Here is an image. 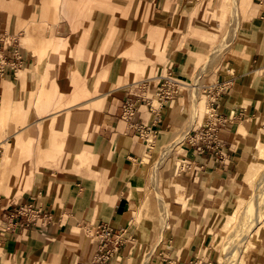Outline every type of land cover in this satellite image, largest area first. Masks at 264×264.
Returning a JSON list of instances; mask_svg holds the SVG:
<instances>
[{"label": "rangeland", "instance_id": "rangeland-1", "mask_svg": "<svg viewBox=\"0 0 264 264\" xmlns=\"http://www.w3.org/2000/svg\"><path fill=\"white\" fill-rule=\"evenodd\" d=\"M59 1L53 0L55 4ZM93 1L81 9V15L66 18L74 29L67 39L55 37L54 27L60 18L57 16L41 25L31 24L27 19L17 28L23 31L18 40L28 57H32L28 66L34 74L27 87L14 88V111L7 103L0 108V212L14 200L36 193L35 185L46 172L78 173L86 186L89 178L93 179L98 193L105 180L99 171L95 175L94 169L105 166L103 160L107 157L103 150L109 141L103 134V118L110 98L105 99L104 93L122 90L124 99L135 83L164 75L168 53L173 49L199 51L203 52L201 59L196 62L190 54L193 58L189 59L182 78L178 76L181 111L177 110L170 122V133L163 138L149 134L129 139V144L136 147H145L150 137L155 144L146 163L142 159L135 163V167L141 163L144 186L138 192L137 203L132 205L131 224L126 226L129 239L125 247L132 249L129 257L122 256L126 264H144L146 258L149 264L171 246L184 251L190 244L203 243L210 254L214 253L213 264H223V249L231 240V232L240 229L249 200L245 191L247 179L251 176L256 180L261 174L263 163L258 153L259 146L264 145V106L253 119L258 134L246 163L234 179L220 181L219 192L214 186L207 188L210 185L204 179L207 165L203 161L200 167L198 155L186 137L199 129L207 115L202 87L216 83L227 62L237 58L233 50L239 47V39L246 33L244 29L253 23L252 15L249 13L239 22L235 0H181L176 11L171 8L164 16L158 13L159 0H102L107 4L98 7L92 6ZM182 5L186 13L180 24ZM195 34L211 37L207 44H202ZM51 40L59 43V52L51 53L47 45ZM25 70L17 73L16 80ZM80 90L90 95L77 96L76 107L70 108L73 92ZM194 96L204 107L196 123ZM94 98L95 101L84 103ZM92 105L96 106L88 127L86 121H80L74 128L73 114ZM247 133L240 126L238 134ZM238 176L242 181L234 186ZM77 179L80 184V177ZM198 189L203 192L197 194ZM163 211L168 227L160 233ZM58 223L54 241L60 248L59 264L86 262L94 221L70 227L68 235L60 231L68 223L67 217ZM47 231L43 233L45 236ZM249 245L240 264L263 263L264 243L257 248H252L250 242ZM1 248L0 264H49L35 263L47 260V253L29 262L23 255L7 254L0 239Z\"/></svg>", "mask_w": 264, "mask_h": 264}, {"label": "crops", "instance_id": "crops-1", "mask_svg": "<svg viewBox=\"0 0 264 264\" xmlns=\"http://www.w3.org/2000/svg\"><path fill=\"white\" fill-rule=\"evenodd\" d=\"M179 2L181 0H159L158 13L164 16L171 8L177 10ZM235 2V11L239 22L242 17L245 18L250 13L253 23L244 29L246 33H242V37L239 39V47L233 50V56L237 58L227 62L223 73L218 75L217 83H227L228 85L227 90L218 100L219 111L225 116H230L233 113L236 119L218 133L217 138L222 136L223 139L221 140L224 143L220 155L215 156L208 151L200 153L196 147L192 146L198 155L196 161L200 163V167L204 165L203 161L207 165L204 172V179L210 183L207 188L214 186L217 188L216 192L220 191L219 183L221 180L234 179L240 174L241 165L246 163L247 156L250 154L258 134L257 125L253 119L257 118L261 107L264 106V0H235ZM88 3L90 0H60L57 4L53 0H0V30L18 39L23 31H18L17 28L24 20L27 21L28 19L31 24L41 25L49 23L54 16H57L60 18L54 27L55 37L67 39L72 35L74 29L66 18L74 19L77 15H81V9L89 6ZM103 3L107 4L102 0H94L92 6L98 7ZM174 10L171 12L174 13L176 11ZM185 11V5H182L178 19L180 24L185 19ZM196 36L201 39L199 42L202 44H207L209 37H211L209 34L208 36ZM191 52L200 55L199 51L189 49L170 51L167 56L168 62L164 67V75L171 72L173 77L178 80L188 65L189 59L192 58ZM23 53L25 55L23 69L26 68V70L22 73V77L16 80L17 75L8 74L0 79V108L2 103H7L11 112L14 111L12 109L16 108L13 105L14 88H18V86L27 87L29 80L32 79L31 74H34L31 67L28 66L32 57H28L24 49ZM193 57L195 56L193 55ZM114 94L117 96L112 97ZM104 96L105 99L110 98L104 112L106 116L103 118V134L109 139L103 150V154L107 158L103 160L105 166L100 170L94 169V174L97 175L99 171L100 176L105 180L102 189L96 193V184L93 179L89 178V185L86 186L78 173L46 172V175H42L41 180L35 185L36 193L25 198L21 197L20 200L30 202L34 206L49 211L53 220L44 229L21 228L15 233L0 229V239L2 243H5L7 254L23 255L30 262L32 258L40 259L47 253V260H37L35 263L48 262L50 253L46 248L47 238L53 236L50 238L54 240V236L59 230L57 229L58 222L63 221L64 217H67L68 223L65 226L60 224L63 226L60 227V231L65 235L70 232V227L88 224L92 221H94L95 226L100 223H107L114 229L121 227L127 229L126 226L131 224L132 205L137 203L138 192L144 186L141 178V163L135 167V163L142 159L144 145L136 147L135 145L132 146L131 143L129 144V139L142 138V136L133 129H129L127 123L121 119L124 92L122 90L120 92L110 91L104 93ZM181 96L182 93L166 106L161 121L152 127L154 136L163 138L170 133L169 125L175 119L176 111L180 109ZM173 102H176L174 107H172ZM112 106H114L113 109ZM171 110H173L172 115ZM135 120L150 126L152 115L142 107ZM243 123L249 125V132L245 135H239L238 129L244 125ZM210 167L213 171L207 174L206 172ZM78 177H80V184L77 183ZM202 190L198 189L197 194L203 192ZM204 193H206L205 189ZM20 200H14L5 208ZM1 215L2 211L0 218ZM130 228H133V225ZM45 229H48L47 236L43 234ZM67 231L69 232L67 233ZM131 231L132 229L129 232ZM125 248L118 260L120 264H126L122 256ZM92 251L91 243L88 257ZM197 261L214 263V253L210 254L209 249L203 243L190 244L184 251L176 246H171L169 249H164V252L149 264H194Z\"/></svg>", "mask_w": 264, "mask_h": 264}, {"label": "built area", "instance_id": "built-area-1", "mask_svg": "<svg viewBox=\"0 0 264 264\" xmlns=\"http://www.w3.org/2000/svg\"><path fill=\"white\" fill-rule=\"evenodd\" d=\"M25 55L19 40L0 30V79L6 75H17L24 68ZM123 99L121 119L140 136L152 134V127L161 121L164 109L174 101L181 92V83L171 72L155 78H146L135 83ZM227 83H210L202 88L207 101V115L197 131H192L186 140L198 152L206 151L220 155L224 143L218 139L219 131L227 127L236 117L223 115L218 109V100L227 90ZM134 90V92L132 91ZM144 107L152 115L150 126L136 122L139 110ZM53 220L52 214L42 207L34 206L27 201H18L2 210L0 229L15 233L18 229L46 228ZM126 228L114 229L107 223L94 227L92 237L93 251L83 264H120L117 261L129 239ZM131 237V236H130ZM194 264H212L197 261Z\"/></svg>", "mask_w": 264, "mask_h": 264}, {"label": "bare ground", "instance_id": "bare-ground-1", "mask_svg": "<svg viewBox=\"0 0 264 264\" xmlns=\"http://www.w3.org/2000/svg\"><path fill=\"white\" fill-rule=\"evenodd\" d=\"M47 45L51 48V53L59 52L60 45L55 40H53V41L51 40V42H48ZM203 49H205V48H203ZM191 53L195 56L196 62L201 59L200 57L203 54V52H200V55H196L195 52H191ZM93 72H94V70H93ZM95 88H96V84H95ZM73 93H74V95L72 97V101H71V104L69 106L70 108L76 107L77 98H78L77 96H79L80 98H83V97L85 98V97L90 95V92L86 93V91H82V90L76 91ZM194 100L197 101L194 104V112H193L194 113L193 122L196 123V119H198L200 117V114H202L204 107L202 104L199 105L198 100L195 98V96H194ZM84 101H85L84 102L85 104H89V103L95 101V98L94 99H87ZM192 102H194V101H192ZM95 106L96 105H92V107L91 106H87V107L85 106L84 109H82L81 111H77L73 114L72 121L74 120L73 121L74 128L80 121H86V124H87L86 126L88 127V125L92 121V114H93L92 111H93V108ZM105 106H107V102H106ZM194 123H192V124H194ZM241 130H243L245 132H249V125L248 124L242 125ZM154 144H155V142H154L153 137H150L147 140V145L144 147L143 152H142L143 164L148 161V158L150 156V151L152 150ZM146 148H147V150H146ZM258 157L261 159L260 162L263 163V166L261 169V174H260V177L256 180L251 176H249V179H247V184H246L247 187H245V191H247L249 193V200H248V203L246 204V207H245L243 219H242V222L240 224V229H238V230L236 229V230L231 232V234L229 235L231 237V240L228 242V244H226V246L223 249V255H224V263L223 264H240V263H243L242 257L244 255L245 251L247 250L246 247L249 249V247H248V246H250L249 242L251 243L252 248L253 247L254 248L260 247L261 244L264 243V234L261 235V228H262V225H264V224H260L261 221L264 220V145L259 146ZM255 171H256V169H255ZM206 173L207 174L212 173V167H210ZM241 181H242L241 178L238 176L236 178L234 186L239 185L241 183ZM163 217H165V218H162V220L160 221L161 222L160 223V225H161L160 233H161V231H164V229L168 227L167 223L165 222V219H166L165 211H163ZM235 232H237V233H235ZM234 233H235V235H234ZM50 237H53V236H49L47 238V246L49 248V253H50L48 263L49 264H59V258H60L59 249L60 248L58 249L57 243L54 240H51ZM131 249H132L131 246H127L125 248L123 254L125 256H128L130 254ZM135 254H137V253L135 252ZM119 257H120V255L118 256L117 261L119 260ZM147 261H148V258H146L144 260V264H147ZM66 264H68V263H66Z\"/></svg>", "mask_w": 264, "mask_h": 264}]
</instances>
